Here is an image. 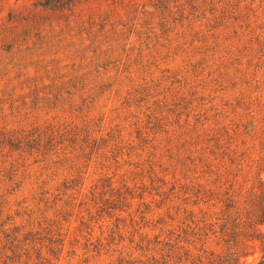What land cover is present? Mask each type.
Here are the masks:
<instances>
[{
	"label": "rangeland",
	"instance_id": "374dc122",
	"mask_svg": "<svg viewBox=\"0 0 264 264\" xmlns=\"http://www.w3.org/2000/svg\"><path fill=\"white\" fill-rule=\"evenodd\" d=\"M36 1L0 0V264H264V0Z\"/></svg>",
	"mask_w": 264,
	"mask_h": 264
},
{
	"label": "trees",
	"instance_id": "16d2710c",
	"mask_svg": "<svg viewBox=\"0 0 264 264\" xmlns=\"http://www.w3.org/2000/svg\"><path fill=\"white\" fill-rule=\"evenodd\" d=\"M72 2V0H37L36 3L40 6H45V7H49V8H55V9H61L64 7H67L70 5V3ZM0 143H5L13 148H17V145H19L18 143H15L14 140H12V138H8L6 137V135H4L3 133L0 132ZM26 146H30L26 143ZM264 216V208H263V214ZM260 223L263 222V219L259 221ZM258 238H262V250L264 251V236H260L258 235ZM51 250V249H50ZM51 253H53V250L51 251ZM39 254L36 256V259H39ZM264 257V254H263ZM17 258V257H16ZM18 259V258H17ZM12 263L9 264H17V261H15L14 259L12 260ZM237 259L233 258L232 256L230 257L229 255H222V256H217L216 259H214L212 261L211 264H236L237 263ZM2 264H6V263H2ZM38 264H43L42 262H39ZM260 264H263L262 262Z\"/></svg>",
	"mask_w": 264,
	"mask_h": 264
}]
</instances>
